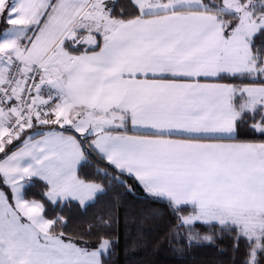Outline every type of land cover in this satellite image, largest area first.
<instances>
[{"label":"snow or ice","instance_id":"snow-or-ice-1","mask_svg":"<svg viewBox=\"0 0 264 264\" xmlns=\"http://www.w3.org/2000/svg\"><path fill=\"white\" fill-rule=\"evenodd\" d=\"M137 186L264 264V0H0V264H113Z\"/></svg>","mask_w":264,"mask_h":264},{"label":"trees","instance_id":"trees-1","mask_svg":"<svg viewBox=\"0 0 264 264\" xmlns=\"http://www.w3.org/2000/svg\"><path fill=\"white\" fill-rule=\"evenodd\" d=\"M131 183V181H130ZM39 187L31 189V193L39 194ZM137 196H129L120 210L118 255L113 257V264H227L229 253H218L213 246L194 248L191 252L179 256L169 246L165 235L168 232L167 209L163 204L144 198L142 189L137 186ZM59 210V206H50ZM163 209L165 215L160 219L144 217L152 209ZM72 216L83 215L78 205L73 202L71 208H65ZM93 209H89L91 212ZM125 213L129 215V222L125 225ZM135 218L133 220L132 218ZM201 233L206 228L197 225ZM218 244H228L230 241H218Z\"/></svg>","mask_w":264,"mask_h":264}]
</instances>
